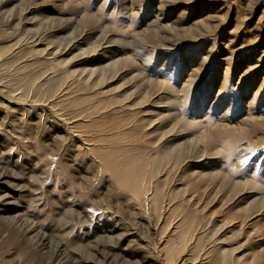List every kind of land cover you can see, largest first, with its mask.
I'll return each instance as SVG.
<instances>
[{
  "label": "rangeland",
  "instance_id": "1",
  "mask_svg": "<svg viewBox=\"0 0 264 264\" xmlns=\"http://www.w3.org/2000/svg\"><path fill=\"white\" fill-rule=\"evenodd\" d=\"M181 259L264 264V0H0V264Z\"/></svg>",
  "mask_w": 264,
  "mask_h": 264
},
{
  "label": "bare ground",
  "instance_id": "2",
  "mask_svg": "<svg viewBox=\"0 0 264 264\" xmlns=\"http://www.w3.org/2000/svg\"><path fill=\"white\" fill-rule=\"evenodd\" d=\"M162 157L174 158L177 160V159H179V157H182V153H180L179 150H177L173 153H172V150H170V151L164 150ZM141 160H142V158L138 159V160L136 159L134 162L136 167L133 166L131 168H128L127 169L128 171L125 173V176L123 178V183L126 185V187H128L129 189L135 190V191H138L140 189V185H141L140 176H147V175L149 176V174H150L149 171L145 170L142 167ZM128 161H130V160H128ZM159 189H160V187H159ZM158 194H159V192L156 191L157 198H158ZM185 220L186 221L184 224V228L181 229V232L179 233V236H180L179 239L181 240L180 241L181 243L186 239L187 233L189 232L188 230H190V228H191V222H190L191 220L187 219V218ZM180 261L182 262V264H184L186 262L185 259H181Z\"/></svg>",
  "mask_w": 264,
  "mask_h": 264
}]
</instances>
